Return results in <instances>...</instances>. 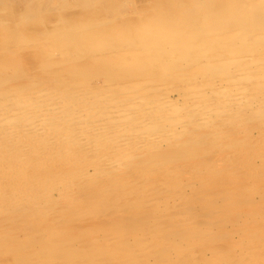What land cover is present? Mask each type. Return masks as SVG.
Instances as JSON below:
<instances>
[{"label":"rangeland","instance_id":"rangeland-1","mask_svg":"<svg viewBox=\"0 0 264 264\" xmlns=\"http://www.w3.org/2000/svg\"><path fill=\"white\" fill-rule=\"evenodd\" d=\"M102 1H104V0L99 1L100 3L99 2H97V3L90 2L93 4H91V6H88V7L81 6V5H72V6L59 7V8L58 7L47 8V7H42L39 5H31L27 0H1V2H0V78H1V81L2 82L4 81V83H5L4 88L5 89H11L15 85H16L15 86L16 88L14 87L13 89H18V88L21 89L22 87H33L34 92L36 91V92H40L39 94H42L44 92L49 91L48 88H50L52 86H54V89L57 88L56 85H60V84H65V88H69L72 86V88H69L66 91L69 90V91H71V93L74 91V93H73V94H75L74 97L76 99L81 97V99L76 100L77 102L75 101L76 107H74L72 105L63 107L59 110V114H57V115H59V116L66 115V114L70 115L72 112V109L75 110L74 112H77L78 110H82V109L87 110V111H90V110L95 111L96 110V112H97V110L100 109L97 113L98 116L95 115L96 117H94V119H93L94 121H96L95 123H98V124L106 121V119H108V120L110 119V118H103L105 115L103 116V114H101V113H103L102 111H104L106 107H107L106 109H109L111 107L112 110H110V111H114V107H112V106H114L113 102L115 100H124L125 103H127V105H128V103L131 101V99L135 98L137 95V97L135 98L136 100L132 99V101L130 102L131 104L129 103L128 106H123V109L126 107L132 108L134 106H141L142 108L141 107H139V108L145 114V115L143 114L145 118L144 117H143L144 119L140 118V120H142V121L147 120L149 117L152 116L153 119L154 118L158 119V120L160 119L159 122L160 121L161 122L159 124H161L160 125L161 127L157 128L153 123H150L148 121H147L148 124L145 123L146 121H144L143 123L140 121L132 122L133 124L127 123V125H130V127L132 125L133 127H131V128H133L134 130L129 129L128 133H126V134H129V135L132 134L134 138H135L134 135H137L136 137H137L138 143L136 145H137V147L139 146L140 148L134 147V148L129 149L130 151L128 149H126L124 152L123 151L121 152V153L125 154V157H127V158L130 157L124 163H122V165H120V169L122 167L121 171H123V172L120 171L121 173H123V174H121V173L120 174L124 178L122 176H119L120 174L117 175L116 177L114 176L112 178H114V180H121L122 181V184H121L122 187H120L119 191H118L119 188L116 189V191H118V192H116V191L115 192L113 191L112 193L110 192L112 194V196H111V194L110 195L107 194L108 196H110L109 199L107 198V200L105 198H102V197L106 196V194L104 195V193H103L102 195H100L102 193V192H100V186L103 185L101 183V181L102 180L107 181V180H104V178L103 179H93L92 177H89L90 176L89 174L93 173V169H91V167L94 164L100 165L99 162L94 163L96 160L91 156L90 157L88 156L90 159L88 157H86L87 155L86 156H84V155L79 156L80 153L72 150L73 152L70 151V153H67L69 151L61 152L62 153L61 155H63V156L66 155L65 157L67 159H65V157H64V160H63V157H60V158L57 157L58 160L57 159L54 160L53 158L51 159L49 157L50 156L49 155L50 153H49L45 156L46 159L49 160L48 164L46 163L44 165V167H41L38 169L34 165L36 163H39L37 161H35L34 163H31L29 165H25V164H22V162H18L14 158V156H12V154H7V153L1 154V157H0L1 158L0 159V172H1L0 180H1V184L5 185L7 183V186H8V184L9 185L15 184V186L16 185H22V184L26 185V180H27V183H29L31 185H36V187H35V189L33 188L34 190L31 189L29 191H25V190L21 191L20 190L22 196H20L18 198V200H15V199L12 200L11 190H9L8 188L7 189L9 190L10 195H9V193L6 194L5 191H4L5 194L3 193L4 195L2 194V192H0L1 193L0 194V207H1L0 211L3 212V213L0 212V214H2V215H0V234H1L0 235V264H9V263L14 264L16 259L17 260H16L15 264H18V262L19 263L21 262L22 264H29V263L30 264H32V263L33 264L34 263L39 264L38 262H41V261H43V262H41L40 264H70V263H72V264H84V263L85 264H95V262H96V264H132V263H134V264H161V262L163 264V260H164V264H167V263L168 264H177V263L178 264L179 263L180 264H185V263H187V264H214V262L216 264H234L235 262H236L235 264H237V262H238V264H251L250 262H252V264H264V251H263V249H264L263 248L264 247V240H263L264 239V127H263L264 126V112H263L264 111V0H214V2H213V0H209V1L204 0L205 2L203 0L202 1L201 0L200 1L199 0H193V2H190V0H110V3L107 5H104L103 3H101ZM183 1H185V2H183ZM212 2L214 4H212ZM127 3H128V5H124ZM207 3L212 4L213 7L210 4L206 6ZM215 5H217V6H215ZM122 6L125 8H122ZM197 6H198V9H197ZM195 7H196V9H195ZM241 7H242V9H241ZM188 8H190V9H188ZM227 8L228 9L230 8V9L228 10ZM211 9H214V10L212 11ZM215 9L217 12H215ZM191 11H193V13ZM210 11L213 15L210 14ZM224 11H227V12H224ZM199 18H201V19H199ZM204 18L206 20H204ZM57 21H60L61 23L60 22L58 23ZM181 22L184 23L185 25H183ZM244 25H246L248 27L247 32L244 29V27H245ZM86 26H88L89 28L86 29L85 28ZM226 26H227V28H226ZM196 33L199 34L198 37L192 38L191 36L193 34H196ZM254 34H256V36ZM252 40H254V41L252 42ZM250 41L252 43L251 46H250ZM257 41H259V42H257ZM246 42H247V44H246ZM255 43H256V45H255ZM79 44L82 47L81 46L79 47ZM198 56H200V57H198ZM250 56H252V57H250ZM239 59H242L243 61H245V62H242L244 64L240 63L242 60H239ZM126 62L129 63V66H128V64H126ZM201 62H203V63H201ZM81 64H83L84 66ZM196 64H198V65H196ZM123 65H124V68L122 67ZM189 66H191V67H189ZM129 68H130V70H129ZM167 68H168V70H167ZM172 68H173V70H172ZM180 68H182L183 70H181ZM242 69L244 71H242ZM124 70L126 71V73H124L125 72ZM109 71H110V73H109ZM147 71H148V73H147ZM127 72H128V75H127ZM71 73H72V75H70ZM149 73H150V75L152 74L151 75L152 77L150 75H148ZM79 74H81V75H79ZM102 74H103V76H102ZM139 74L141 76H139ZM168 74L173 75V76L171 77ZM110 76H112V77H110ZM194 76H196V79ZM34 77H36V78H34ZM104 77H106V78L104 79ZM117 77H119V78H117ZM126 77H127V79H126ZM140 77H143V78H140ZM94 78H96V79H94ZM213 78H214V80H213ZM10 79H12V80H10ZM107 79H111L113 82L111 80H107ZM113 79H115V80H113ZM198 79L200 80L201 85L199 84ZM209 79H212V80H209ZM104 80L108 81V82H105ZM213 81L215 84L213 83ZM75 82H77V83H75ZM119 82L122 84H120ZM193 82L195 84H193ZM6 83H7V85H6ZM11 83H12V85H11ZM204 83H206V84H204ZM90 84L93 85V87ZM105 84H107V85H105ZM48 85H49V87H48ZM148 85H150V86H148ZM36 86H38V87L36 88ZM85 86H87V87H85ZM240 87H241V89H239ZM198 88H199V90H198ZM247 88L249 91L247 90ZM42 89H43V91H42ZM23 90H24V88H23ZM40 90L42 91V93ZM133 90H136V91L133 92ZM203 90H206V92ZM228 90H230V91H228ZM198 91H200V92H198ZM227 92H228V94H227ZM242 92L243 93L245 92L244 95ZM256 92H258V93H256ZM108 93H110V94H108ZM184 93H187V94H184ZM195 93H197V94H195ZM95 94H97L96 95L97 97L95 96ZM115 94H118V96ZM119 94H122V96ZM101 96H103L104 98ZM133 96H135V97H133ZM151 96H152V98H151ZM182 96H183V98H182ZM202 96H204V97H202ZM224 96H227L228 98L225 97L226 98L225 99ZM82 98H84V99H82ZM86 98H88V100ZM201 98L202 99L205 98L204 99L205 101L203 102V100ZM238 98H241V99L238 100ZM99 99L101 101H99ZM112 99H114V100H112ZM188 99H190V100H188ZM83 100H85V101H83ZM103 100H106L107 102H104ZM111 100H112V102H111ZM133 100H135V101H133ZM153 100H155L156 103ZM183 100H184V103H183ZM186 100H188L187 103H186ZM227 100H233L234 102L238 100L237 104L239 106L235 105V104H234V106L231 105L232 107L231 106H224V103L227 102ZM95 101H98V102H95ZM198 101H200V102L198 103ZM214 101L215 102L220 101V102L215 103ZM80 102L82 103V105ZM162 102H163V104H162ZM174 102L176 104H174ZM180 102H182V103H180ZM192 102H193L194 106L190 105V103L192 104ZM105 103L107 106L105 105ZM141 103L143 105L146 103L145 104L146 108L144 106H142ZM148 103H149V105H148ZM241 103H243V104H241ZM245 103H247V104H245ZM90 104H92V105H90ZM181 104H185L186 107L182 106ZM210 104L213 106H211ZM80 105L82 107L85 105L86 106L81 108ZM163 105L165 106L166 109L162 108ZM166 105H167V107H166ZM87 106H89V107H87ZM95 106H98V109H97V107L95 108ZM108 106H109V108H108ZM179 106H181L183 108H181ZM188 106H191V107H188ZM77 107L79 109H77ZM198 107H199V109H198ZM101 108H102V110H101ZM161 108L165 112L163 110H161L162 111L161 112L160 111ZM176 108H178V109H176ZM184 108H185V110H184ZM169 109H171L172 112L169 111ZM191 109L193 112L191 111ZM205 109H206V111H205ZM61 110H62V113H60ZM176 111H177V113H176ZM179 111L181 112V114H179L180 116L178 115ZM188 111L189 112L191 111L192 113L190 114ZM196 111H197V113H196ZM219 111L220 112L222 111L221 112L222 115L220 114ZM64 112H66V113H64ZM122 112H124V111H122ZM148 112H150V113L148 114ZM156 112H157V115H156ZM184 112H186V113H184ZM199 112L200 113L202 112V113L200 114ZM214 112H216L217 115L214 114ZM235 112H236V114H235ZM99 113L101 115H99ZM173 113H174V115H173ZM195 113H196L197 117L194 115ZM150 114H152V115H150ZM166 114H168V115H166ZM153 115L156 116L157 118L154 117ZM164 115H166L167 117ZM175 115H178V116H175ZM199 115H200V117H198ZM159 116H161V118ZM162 116H163V118H162ZM181 116H183V117H181ZM192 116H194L195 119H193L194 117H192ZM203 116H205L204 117L205 119L203 118ZM213 116H215L216 118ZM217 116H219V118ZM175 117L177 118V120ZM173 118H175V120ZM201 118H202V121H200ZM210 118L213 119L214 121H212ZM218 119H219V121H217ZM163 120H166V121H163ZM191 121H193V122L191 123ZM116 122H112V124L116 125L117 124ZM162 122H163V124H162ZM168 122H170V123H168ZM173 122H175V123H173ZM182 122L183 123L185 122V124H183ZM206 122H208V124ZM214 122H216V123H214ZM149 123L151 126L149 125ZM172 123H173V125H172ZM5 124L6 123H3V124L0 123V127L4 126ZM144 124H147L148 126H146ZM225 124H227V125H225ZM165 125H166V127H168V128L170 127V128L166 129ZM195 125L197 126L196 128H194ZM137 126H138V128H137ZM143 126H145V127H143ZM163 128H164V130H163ZM171 128H172V130H170ZM175 128L177 129L176 130L177 132L175 131ZM146 129L149 130V133H148L149 135L145 132ZM152 129L153 130L156 129V130L153 131ZM157 129H159L160 131L158 130V132H157ZM186 129H187V131H186ZM151 130L153 132L156 131L154 136H152L150 134V132H152ZM161 130H163V132H161ZM220 130H222L221 131L222 133L220 132ZM166 131H168V132L165 133ZM141 132H143L145 135L142 134ZM159 133H161V135L164 134L163 136H165V134H166V136L163 137V136L159 135ZM168 133L171 136H169ZM171 133H173V136ZM178 133H179V136H177ZM109 134L110 135H108V137L109 136L111 137V135L112 136L114 135L111 132ZM140 134H141V136H140ZM146 134H147L148 138H144V137H147ZM196 134L198 136H196ZM116 135H117V133H115V136L111 137V139L115 138ZM132 135H131V137H132ZM193 135L196 137H194ZM207 135L209 136V138ZM149 136H151L150 137L151 139L149 138ZM180 137H182V139ZM138 138H140L142 141H144V140L145 141L142 142ZM170 138H172V139H170ZM148 139H149V141H148ZM159 139H161V140H159ZM164 139H166V140H164ZM199 140L202 142L199 143ZM152 141L154 142V145H152V143H153ZM191 141H193V144ZM150 142H151V144H150ZM188 142H189V144H191V146H189V145L187 146ZM62 143H63V141H62ZM148 143H149V145H146ZM156 143H157V145L160 146V148L156 147V145H155ZM58 144H61V142L56 141V142H54V144L50 143L49 145H52V146L55 145L53 147H58L59 146ZM142 144L145 146H143ZM58 148H60L59 150H61V151H62V149H64L63 147H61V145ZM156 148L157 149L159 148V150H156ZM138 149H140L142 151H140ZM148 149H151V150L149 151ZM136 150H137V152L135 153ZM186 151H187V153H186L187 155L184 154ZM115 152L116 151H114L112 154H115V156H116V154L118 152H116V153ZM191 152H192V154H191ZM0 153H1V150H0ZM144 153L146 155H144ZM171 153H173V157H172ZM180 153H182V154H180ZM71 154H73L72 155V162L70 161L71 156L69 157V155H71ZM76 155H77V157H75ZM178 155H179V157H178ZM104 156H106V155H104ZM104 156L100 159L102 162H106L110 158H114L113 157L114 155H111L110 153L108 155V156H111L110 158H107ZM133 156L134 157L138 156L137 157L138 159L133 160ZM157 156H159V157H157ZM184 156H186V157H184ZM168 157H170L171 159ZM7 158H8V160H6ZM49 158L52 160V162L50 161ZM83 158H85L84 161H83ZM183 158H184V160H183ZM175 159L176 160L178 159V160L176 161ZM10 160H11V162H10ZM14 160H15V162H14ZM67 160H69V161H67ZM103 160H105V161H103ZM110 160H112V159H110ZM166 160L170 164H168V162ZM12 161H13V164H12ZM76 161H78V163ZM132 161L135 162L133 165H131ZM87 162L89 163L90 166L88 165ZM160 162H161L160 165H156ZM162 163L167 164L169 166V168L171 166L170 170H172L173 172H166V174H165V172L160 173L159 172L160 170H156V169H159L161 166H163ZM32 164H33V166H32ZM139 164H141V165L144 164V165H142L143 166L142 167ZM87 165H88V167H87ZM153 165H155V166H153ZM216 165H217V167H215ZM7 166H8V169H7ZM12 166H13V168H12ZM15 166H16V168H14ZM30 166H31V168H30ZM128 166L130 168H128ZM148 166H149V169H146V168H148ZM17 168H18V171H17ZM68 169L70 170V172L72 170L74 172H77V171L82 172L84 170L85 171L84 174L86 176L79 177L81 179L76 177L74 180H72L73 184H71L69 189L66 186H62V189H61V187H58L59 189L55 188V189H51V190L47 191V190H45L43 188H39L37 186L38 185V183L36 182L37 178H39L41 176H45L46 174H47V176L48 175H54V172H56V171L58 173H60V175H61V173H63V175L65 173L68 174ZM79 169H81L82 171ZM136 169L138 172L136 171ZM178 169L181 171H179ZM11 170H12V172H11ZM142 170H144V173ZM150 170H152V171H150ZM9 171H10V174L8 173ZM59 171H64V172H59ZM86 171L89 172V174H87ZM157 171H158V173H157ZM124 172H126L128 174L130 173V175H132V176L129 175L126 177L125 176L126 173H124ZM135 172H136V174H135ZM140 172H141V175H139ZM179 172H181V173H179ZM211 172H212V174H211ZM171 173L173 175H171ZM8 174H9V176H7ZM143 174L146 176L141 177V176H144ZM150 174H152L153 177ZM12 175L13 176L15 175V177H13ZM150 176L152 177L153 180L150 178ZM166 176H168V177H166ZM175 176H177V178ZM16 178H17V180H16ZM18 178L20 180H18ZM24 179H25V182L23 183ZM139 179H142V180L139 181ZM91 180H92V184L90 183ZM96 180L98 182L95 183ZM99 180H101V181H99ZM136 181H138V183L133 184ZM146 181L148 183H146ZM123 182H125L126 184L125 183L123 184ZM143 182H144V184H143ZM140 184L142 186H144V185L145 186L142 187ZM151 185H156V186H151ZM83 186L85 188H83ZM165 186L167 188L169 187V189L165 188ZM89 187H91V188H89ZM123 187H124V189H123ZM172 187H176V188L173 189ZM1 188H2V185H0V191H1ZM157 188L158 189L161 188V189L158 190ZM177 188H179V189H177ZM70 189H72V190H70ZM137 190L141 191V194ZM143 190L145 192H143ZM33 191L35 194L33 193ZM89 191H92L93 194H92V192H89ZM36 192H37V195H36ZM120 192L123 194H121ZM40 193H41V195L43 194L44 196H41ZM59 193H61V195ZM66 193H67V195H65ZM77 193H78V195H77ZM127 193H128V195H126ZM142 193H143V195H142ZM94 194H96V196ZM173 194H175V195H173ZM212 194H214V195H212ZM59 195H60V197H59ZM137 195L141 196V197H137ZM2 196H4L3 197L4 199L2 198ZM30 196H31V198H30ZM47 196H49V197H47ZM94 196H95V198H93ZM100 196H101V198H100ZM116 196L119 198L117 199ZM124 196H125V198H124ZM127 196H129L128 197L129 200H128ZM51 197H53V198L50 199ZM85 197H87V198H85ZM111 197H113L115 199L112 200ZM48 198L50 200H48ZM36 199H37V201H36ZM40 199H41V201H40ZM54 199H55V201H54ZM89 199H91L90 202L88 201ZM100 199H101V201L102 200L106 201V206H105L106 208L100 209V211L95 210V211L89 212L90 210H88V209L91 208L89 206V204L92 203V201H94V203L99 202ZM130 199H132V200L130 201ZM134 199L136 200L135 203L133 201ZM137 199L139 202H137ZM166 199H167V201H166ZM1 200H2V202H1ZM83 200H85V202ZM95 200H97V201H95ZM29 201H30V203H29ZM107 201H109V202H107ZM79 202H80L81 206L78 204ZM1 203H2V205H1ZM4 203H5V205H4ZM86 203H87V205H86ZM124 203H126L125 204L126 207H123ZM132 203H134V207L136 209H138L137 208L138 206L139 207L141 206L143 209L141 207H140V209H138V211L136 209H134L136 211L135 212L134 210H132L133 209ZM167 203H168V206H167ZM84 204L86 207H84ZM107 204H109V205L107 206ZM158 204H160V205H158ZM11 205H12V207H11ZM19 205H21V206H19ZM41 206H43V207H41ZM64 206H66V207H64ZM68 206H70V207H68ZM109 206L111 207V209ZM144 206H145V208H144ZM157 206L158 207L160 206V207L158 208ZM203 206H204V208H203ZM4 207H5V209H4ZM35 207L37 209H35ZM78 207H79L80 213H83L85 211V214L83 213V216H82V214L80 216V213L78 215V212H79ZM120 207L126 208V209L123 210ZM131 207H132V209H131ZM67 208H68V211L70 208L69 212L66 211ZM81 208H83V212L81 211L82 210ZM117 208L119 211L117 210ZM129 208L131 211L129 210ZM153 208H154V210L156 208L161 209V211L159 212L160 214H157L158 213L157 209L154 212ZM169 208H170V210H169ZM14 209H16V210L14 211ZM162 209H165V210H162ZM186 209L189 210V212ZM86 210H88V211L86 212ZM126 210H128V211H126ZM10 211H13L14 213L10 212ZM55 211L58 213H56ZM162 211H163L164 215H162V213H161ZM93 212H95L96 215H94ZM150 212L151 213L153 212V214H151ZM193 212H194V214H193ZM9 213H11V214H9ZM35 213L37 215H35ZM47 213H51V216H50V214H47ZM89 213L93 214V216H91ZM103 213H105V214H103ZM138 213L141 214V217H143V218L139 217V218H135L136 220L134 218L132 219L131 216L139 215ZM154 213H155V215H154ZM202 213H204V215ZM212 213L215 214L214 217H213ZM18 214H20V215H18ZM27 214H28V216H27ZM29 214H30V216H29ZM67 214H68V216L71 217L72 220L70 219V217L65 216ZM60 215H61L62 220L60 219ZM71 215H73V216H71ZM77 215H78V217H77ZM171 215H172V217H170ZM62 216L64 219L62 218ZM75 216H76V218H75ZM173 216H176V217H173ZM224 216H225V218H224ZM228 216H229V218H228ZM57 217H59V218L57 219ZM149 217L153 221L161 222L162 225H160L158 222V223H156V226H154L155 222H153ZM33 218L34 219L36 218V219L33 220ZM128 218L132 219L131 220L132 222ZM195 218L197 220H195ZM207 218H210L211 220L207 219ZM138 219H139V222H141L143 220H145V221L149 220L147 222L143 221V223H145V224L149 223L151 228H154V229H150V230L145 229L144 230V229L140 228L143 223H138ZM156 219H158V220H156ZM176 219H177V221L178 220L179 221L178 222L174 221ZM163 220H164V224L167 227L163 224ZM213 220H214V222H213ZM65 221H67V222H65ZM218 221L221 223H219ZM121 222H124V223H122L123 225L119 226V224ZM69 223H71L72 225ZM106 223L109 224V226L106 225ZM132 223H134L135 225L133 224L134 227L132 225L131 226L132 228H131L130 224H132ZM236 223H237V225H236ZM238 223H239V225H238ZM174 224H176V225L174 226ZM200 224L202 226H200ZM55 225H56V227H55ZM125 225H127V226H125ZM103 226H105V227H103ZM157 226H159V227L157 228ZM183 226H185V227H183ZM211 226H212V228H211ZM53 227H54V229L52 231L51 228H53ZM123 227L125 228V231L130 230L129 234L127 233V235H126V233H124L125 231H123V233H121L122 232L121 229L124 230ZM221 227H223V228H221ZM252 227H254V228H252ZM129 228H131V229H129ZM159 228H161V229H159ZM163 228H165L166 231L168 229L169 230L168 233L165 230H163ZM178 228L180 230L183 229L182 231H186L187 228H189V230H190V228H191L192 230L189 231L191 233H189V235H188V230H187L186 235L188 237H195V235L196 236L199 235L198 236L199 238L195 237L193 239L188 238V239L183 240V238L181 239L180 237L172 234L175 231L179 232L180 230ZM198 228H199V230H198ZM48 229H50V230H48ZM157 229L159 232L157 231ZM170 229L172 230V232L170 231ZM196 229L198 232L196 231ZM45 230H46V232H43ZM54 230H57L56 232L58 235L57 234L54 235ZM117 230H119V231L116 232ZM218 230H219V232H218ZM226 230H227V232H226ZM244 230L247 231V233H245ZM36 231H39V232H36ZM65 231L67 233H65ZM112 231L114 232V234ZM131 231L134 235L131 233ZM155 231L158 233L157 235L155 234L156 233ZM162 231H164V232H162ZM58 232H60V233H58ZM62 232L64 233V235L61 234ZM111 232L113 235L109 234ZM146 232L148 234L149 233L151 234L150 237L152 238V240L154 239V241L149 240V239H151L149 237L150 234L146 235ZM209 232L210 233L216 232V233H214V235H213V233L210 234ZM48 233H52V234H48ZM152 233H153L154 237L157 236L155 238H158L157 240L160 241V243H157V240H155V238L152 237ZM160 233L162 235H159ZM47 234L50 236H55L56 239H55V237H53V239H55V240L50 239ZM131 234H132V236H131ZM142 234H144V236H146L145 239H144V236ZM192 234H193V236H192ZM222 234H224V236ZM227 234H228V236H227ZM27 235H30V237L29 236L27 237ZM44 235H45V237H44ZM114 235H116L117 237ZM121 235L122 236L124 235L125 238L124 237L122 238ZM220 235H222L223 239L220 238ZM12 236H13V238H11ZM67 236H68V238H66ZM77 236H78V238H77ZM130 236L133 238H131ZM57 237H59L61 239H59V238L57 239ZM135 237H138V238H135ZM256 237H257V239H256ZM22 238L24 241L22 240V242H21ZM73 238H75V240ZM11 239L14 240V242H10V241H12ZM16 239H18V240H16ZM26 239L28 241H26ZM30 239H31V242L29 241ZM33 239H35V241ZM36 239H39L41 242L39 241L40 242L39 243ZM45 239L48 241H46ZM139 239H140V241H138ZM141 239H143V241ZM42 240H43V242H42ZM128 240H129V242L135 241V243L132 242L130 245L127 243ZM147 240H149V241H147ZM161 240H162V243H161ZM25 241L28 243H26ZM137 241L139 243H137ZM151 241H152V243H150ZM170 241H173V242H171L172 243L171 245H169ZM191 241H192V243H191ZM219 241H221V242H219ZM246 241H248V243ZM142 242L143 243L148 242L147 245H149V244H151V245H149V247H147V245H145L146 243L143 244ZM164 242H166V244H164ZM217 242H219V243H217ZM1 243L3 245L7 243V245L2 246ZM22 243L25 245H22ZM49 243H51V245ZM73 243H74V245H73ZM117 243L120 247V251H119V247H118ZM123 243H125V244H123ZM173 243L177 244V247H176L177 249L175 248L176 250H171L169 252V256L167 258L163 259L162 257H164L163 256L164 251L163 250L161 251V249L163 248V246H164V248L169 247V249H170V246H172ZM215 243H217V244H215ZM42 244H44V245H42ZM53 244H56V245L59 244V245L54 246ZM68 244H69V247H68ZM126 244H128V245H126ZM138 244L140 246H137ZM209 244H211V245H209ZM20 245H22V248ZM39 245H41V246H39ZM70 245H71V247L73 246L71 248L72 250L70 249ZM143 245H145V246H143ZM154 245L157 247H159L161 245H163V246H161L162 248L161 247H159V248L155 247L156 248L155 249L153 247ZM262 245H263V247H261ZM6 246L9 247V249ZM13 246H15L16 248ZM141 246H143V247L141 248ZM199 246L201 249L199 248ZM212 246H214V247H212ZM40 247H42L43 249ZM88 247L89 248L91 247V248L88 249ZM151 247H153V248H151ZM181 247H182V249H180ZM3 248H4V250H6V248H7V252H5L3 250ZM10 248H11V250L13 249L14 251H17V254H15L14 251H12L13 252V254H12ZM24 248H26V249H24ZM35 249H37V250H35ZM53 249L55 250L54 254H52L54 251ZM129 249L134 250V251L130 250L131 251L130 252ZM253 249H255L254 252H253ZM21 250L22 251L25 250V251L22 252ZM44 250H48V253H47V251L43 252ZM65 250H66V252L69 251V253L68 252L65 253ZM76 250H77V252H76ZM80 250H82V251H80ZM89 250H91V251H89ZM97 250H98V252H97ZM183 250H185V251H183ZM36 251H38V252H36ZM59 251L61 253H63L62 255H64V256L57 253ZM177 251H179V252H177ZM193 251H194V253H193ZM216 251L218 253H216ZM222 251H223V253H222ZM243 251H245V252H243ZM249 251H251V254L249 253ZM39 252L42 254L40 255ZM155 252L157 254H155ZM167 252H165V253H167ZM2 253H3V255H2ZM18 253H20L22 255H18ZM28 253H30V254L32 253L31 254L32 256H29L31 258L27 257L28 255H30ZM44 253L46 254V256H44ZM56 253L59 254V257L55 256ZM174 253H175V255H174ZM4 254L9 255V256L5 255L6 256L5 257ZM23 254L26 258H24ZM36 254H39V255H37V257H36L35 256ZM79 254H81V256ZM12 255H14V256H12ZM152 255H153V257H152ZM156 255L158 257H160L161 260H160V258H156L157 257ZM34 256H35V258H34ZM47 256H49V257H47ZM130 256H132V257H130ZM170 256H172V257L170 259H168ZM38 257H40V258H38ZM51 257H52V259H51ZM14 258H16V259H14ZM68 258H69V260H68ZM70 258H72V260ZM126 258H128V259H126ZM25 259H26L27 263H26ZM39 259H41V260H39ZM190 259H191V261H189ZM48 260L49 261L52 260V261H50L51 263ZM61 260L63 262H61ZM129 260L131 261V263H129L130 262ZM188 262H190V263H188Z\"/></svg>","mask_w":264,"mask_h":264},{"label":"bare ground","instance_id":"bare-ground-1","mask_svg":"<svg viewBox=\"0 0 264 264\" xmlns=\"http://www.w3.org/2000/svg\"><path fill=\"white\" fill-rule=\"evenodd\" d=\"M31 5H39V6H42V7H47V8H53V7H66V6H72V5H81V6H85V7H88V6H91V4H93V3H90V2H94V3H97V2H99V1H101V0H27ZM200 1V0H199ZM198 1V2H199ZM202 1V0H201ZM204 1V0H203ZM209 1V0H208ZM207 1V2H208ZM0 2H1V0H0ZM183 2H185V1H183ZM190 2H193V0H190ZM205 2V1H204ZM213 2H214V0H213ZM212 2V4H214ZM220 2V1H219ZM100 3V2H99ZM101 3H103L104 5H107V4H109L110 3V0H104V1H102ZM195 3V2H194ZM197 3V2H196ZM217 3V2H216ZM198 4V3H197ZM210 4V3H209ZM208 3L206 4V6L207 5H209ZM212 4H210L211 6H212ZM124 5H128V3L127 4H124ZM202 6V5H201ZM215 6H217V5H215ZM214 6V7H215ZM231 6V5H230ZM237 6V5H236ZM210 7V6H209ZM213 7V6H212ZM121 8V7H120ZM122 8H125V7H123L122 6ZM121 8V9H122ZM205 8V7H204ZM203 8V9H204ZM188 9H190V8H188ZM187 9V10H188ZM195 9H196V7H195ZM197 9H198V6H197ZM228 9V8H227ZM230 9V8H229ZM228 9V10H229ZM239 9V8H238ZM241 9H242V7H241ZM210 10V9H209ZM212 11L214 10V9H211ZM223 10V9H222ZM121 11V10H120ZM236 11V10H235ZM187 12V11H186ZM185 12V13H186ZM192 13H193V11H191ZM203 12V11H202ZM215 12H217L216 11V9H215ZM222 12V11H221ZM224 12H227V11H224ZM230 12V11H229ZM96 13V12H95ZM210 14H212L211 13V11H210ZM24 15V14H23ZM129 15V14H128ZM213 15V14H212ZM211 15V16H212ZM232 15V14H231ZM131 16V15H130ZM207 16V15H206ZM215 16V15H214ZM50 17V16H49ZM61 17V16H60ZM192 18V17H191ZM202 18V17H201ZM201 18H199V19H201ZM206 18V17H205ZM204 18V20H206ZM217 18V17H216ZM191 21V20H190ZM222 21V20H221ZM58 23L60 22V21H57ZM61 23V22H60ZM182 23V22H181ZM183 25H185L184 23H182ZM162 25V24H161ZM164 25V24H163ZM167 25V24H166ZM197 26V25H196ZM245 27H244V29H245V31L247 32V26L246 25H244ZM91 27V26H90ZM96 27V26H95ZM223 27V26H222ZM49 28V27H48ZM86 29L87 28H89L88 26H86L85 27ZM92 28V27H91ZM226 28H227V26H226ZM175 29V28H174ZM202 29V28H201ZM221 34V33H220ZM198 33H196V34H193L191 37L192 38H196V37H198ZM201 35V34H200ZM205 35V34H204ZM203 35V36H204ZM211 35V34H210ZM217 35V34H216ZM255 36H256V34H254ZM241 36V35H240ZM260 36V35H259ZM234 37V36H233ZM249 37V36H248ZM251 37V36H250ZM245 39V38H244ZM247 40V39H246ZM254 40H252V42H253ZM257 42H259V41H257ZM245 43V42H244ZM68 44V43H67ZM246 44H247V42H246ZM251 41H250V46H251ZM70 45V44H69ZM241 45V44H240ZM255 45H256V43H255ZM81 45L79 44V47H80ZM124 46V45H123ZM249 46V45H248ZM82 47V46H81ZM122 47V46H121ZM237 47V46H236ZM225 50V49H224ZM257 52V51H256ZM135 53V52H134ZM200 53V52H199ZM258 53V52H257ZM104 54V53H103ZM109 54V53H108ZM110 55V54H109ZM124 55V54H123ZM260 55V54H259ZM88 56V55H87ZM96 56V55H95ZM162 56V55H161ZM169 56V55H168ZM197 56V55H196ZM184 57V56H183ZM187 57V56H186ZM198 57H200V56H198ZM217 57V56H216ZM250 57H252V56H250ZM245 58V57H244ZM250 59V58H249ZM207 60V59H206ZM229 60V59H228ZM239 60H242V59H239ZM170 61V60H169ZM213 61V60H212ZM249 61V60H248ZM247 61V62H248ZM164 62V61H163ZM210 62V61H209ZM240 62V61H239ZM242 62H245V61H241L240 63H242ZM89 63V62H88ZM201 63H203V62H201ZM208 63V62H207ZM87 64V63H86ZM91 64V63H90ZM94 64V63H93ZM126 64H128V66H129V63H127L126 62ZM230 64V63H229ZM238 64V63H237ZM242 64H244V63H242ZM50 65V64H49ZM81 65H83V64H81ZM154 65V64H153ZM194 65V64H193ZM196 65H198V64H196ZM84 66V65H83ZM262 66V65H261ZM123 68H124V65L122 66ZM127 67V66H126ZM125 67V68H126ZM164 67V66H163ZM187 67V66H186ZM189 67H191V66H189ZM158 68V67H157ZM174 68V67H173ZM173 68H172V70H173ZM188 68V67H187ZM61 69V68H60ZM159 69V68H158ZM170 69V68H169ZM179 69V68H178ZM177 69V70H178ZM181 70H183L182 68H180ZM245 69V68H244ZM249 69V68H248ZM129 70H130V68H129ZM167 70H168V68H167ZM171 70V71H172ZM185 70V69H184ZM238 70V69H237ZM241 70V69H240ZM246 70V69H245ZM106 71V70H105ZM117 71V70H116ZM125 71V70H124ZM132 71V70H131ZM134 71V70H133ZM242 71H244L243 69H242ZM107 72V71H106ZM239 72V71H238ZM109 73H110V71H109ZM124 73H126V71L124 72ZM147 73H148V71H147ZM146 73V74H147ZM75 74V73H74ZM113 74V73H112ZM133 74V73H132ZM144 74V73H143ZM158 74V73H157ZM236 74V73H235ZM58 75V74H57ZM70 75H72V73L70 74ZM79 75H81V74H79ZM127 75H128V72H127ZM136 75V74H135ZM148 75H150V73L148 74ZM152 75V74H151ZM150 75V76H151ZM154 75V74H153ZM163 75V74H162ZM169 76H173V75H170V74H168ZM175 75V74H174ZM250 75V74H249ZM84 76V75H83ZM102 76H103V74H102ZM115 76V75H114ZM123 76V75H122ZM139 76H141L140 74H139ZM176 76V75H175ZM237 76V75H236ZM33 77V76H32ZM78 77V76H77ZM88 77V76H87ZM98 77V76H97ZM107 77V76H106ZM106 77H104V79L106 78ZM110 77H112V76H110ZM129 77V76H128ZM135 77V76H134ZM152 77V76H151ZM163 77V76H162ZM168 77V76H167ZM178 77V76H177ZM195 77V79H196V76H194ZM34 78H36V77H34ZM39 78V77H38ZM117 78H119V77H117ZM131 78V77H130ZM133 78V77H132ZM138 78V77H137ZM140 78H143V77H140ZM161 78V77H160ZM204 78V77H203ZM218 78V77H217ZM222 78V77H221ZM76 79V78H75ZM90 79V78H89ZM94 79H96V78H94ZM125 79V78H124ZM126 79H127V77H126ZM162 79V78H161ZM182 79V78H181ZM194 79V80H195ZM208 79V78H207ZM206 79V80H207ZM216 79V78H215ZM10 80H12V79H10ZM31 80V79H30ZM52 80V79H51ZM83 80V79H82ZM107 80H111V79H107ZM113 80H115V79H113ZM153 80V79H152ZM151 80V81H152ZM158 80V79H157ZM199 80V79H198ZM209 80H212V79H209ZM213 80H214V78H213ZM218 80V79H217ZM14 81V80H13ZM12 81V82H13ZM18 81V80H17ZM50 81V80H49ZM53 81V80H52ZM105 81V80H104ZM112 81V80H111ZM154 81V80H153ZM159 81V80H158ZM162 81V80H161ZM208 81V80H207ZM16 82V81H15ZM36 82V81H35ZM105 82H108V81H105ZM104 82V83H105ZM113 82V81H112ZM160 82V81H159ZM197 82V81H196ZM202 82V81H201ZM217 82V81H216ZM37 83V82H36ZM75 83H77V82H75ZM111 83V82H110ZM115 83V82H114ZM120 83V82H119ZM213 83H214V81H213ZM212 83V84H213ZM224 83V82H223ZM23 84V83H22ZM120 84H122V83H120ZM193 84H195L194 82H193ZM199 84L201 85V83H200V80H199ZM204 84H206V83H204ZM210 84V83H209ZM215 84V83H214ZM213 84V85H214ZM247 84V83H246ZM6 85H7V83H6ZM10 85V84H9ZM11 85H12V83H11ZM91 85V84H90ZM105 85H107V84H105ZM104 85V86H105ZM164 85V84H163ZM166 85V84H165ZM173 85V84H172ZM188 85V84H187ZM199 85V86H200ZM217 85V84H216ZM224 85V84H223ZM222 85V86H223ZM233 85V84H232ZM16 86V85H15ZM15 86H13L11 89H5L4 87H5V83H4V81L2 82L1 81V78H0V123H6L4 126H1L0 127V150H1V153H0V157H1V154H3V153H7V154H12V156H14V158L18 161V162H22V164H25V165H29V164H31V163H34L35 161H37V162H39V163H36V164H34L35 165V167H37L38 169L39 168H41V167H44V165L47 163L48 164V161L49 160H47L46 159V155L47 154H49L50 156V158L52 159H57V157L58 158H60V157H63V160H64V157L66 156V155H61L62 153L61 152H63V151H69V152H67V153H70V151H72V150H74V151H76V152H78V153H80L79 154V156H82V155H84V156H86V157H93L96 161L94 162V163H98L99 162V164L100 165H98V164H94L92 167H91V169H93V173L92 174H89V172H87V174H89L90 176L89 177H92L93 179H103L104 178V180H107V181H101V180H99V181H101V183L103 184V185H101L100 186V192H102L100 195H102L103 193H104V195L106 194V196H104V197H102V198H105L106 200H107V198L109 199V197L110 196H108L107 194H111L113 191L115 192L116 191V189H118V191L120 190V187H122V181L121 180H114V178H112V177H116L117 175H119L121 172H123V171H121V169H122V167H121V169H120V165H122V163H124L127 159H129V158H127V157H125V154L124 153H121L122 151L124 152L126 149H131V148H134V147H137V143H138V141H137V135H134L135 136V138L133 137V135H132V137H131V135H129V134H126V133H128V131H129V129H133V128H131V127H133L132 125H131V127H130V125H127V123H132V122H138V121H140V122H144V121H146L145 123H147V121L148 122H150V123H153L157 128H159V127H161L160 125L161 124H159L160 122H159V120L158 119H153V117L151 116V117H149L147 120H140V118H142V119H144L145 117H144V113H143V111L139 108V107H141V106H134V107H132V108H130V107H126V108H124L123 109V106H128L129 105V103L132 101V99H135L136 97H137V95H136V97L135 96H133V97H135V98H132L131 99V101L128 103V105H127V103H125V101L124 100H115L114 102H113V105L114 106H112V107H114V111H110V110H112V108L110 109L109 108V106H108V108L109 109H106L107 107V105H106V103H105V110L104 111H102L103 113H101V114H103V118H110L109 120L108 119H106V121H104V122H102V123H100V124H98V123H95L96 121H94L93 119H94V117H96L95 115H97L98 116V111L100 110V109H98V106H95V108L97 107V112H96V110L95 111H87V110H84V109H82V110H76L77 112H74L75 110L74 109H72V112H71V114L70 115H68V114H66V115H62V116H59V115H57V114H59V110L61 109V108H63V107H66V106H70V105H72V106H74V107H76V104H75V101L76 100H79V99H81V97L80 98H78V99H76L75 97H74V95L75 94H73L74 93V91L71 93V91H66L67 89H69V88H72V86L71 87H69V88H65V84H60V85H56V89H54V86H52V87H50V88H48L49 89V91H47V92H44V93H42V91H43V89H42V91H41V93L42 94H39L40 92H34L33 91V87H22L21 89H13ZM39 86V85H38ZM38 86H36V88L38 87ZM80 86V85H79ZM92 87H93V85H91ZM148 86H150V85H148ZM159 86V85H158ZM180 86V85H179ZM185 86V85H184ZM196 86V85H195ZM235 86V85H234ZM35 87V86H34ZM48 87H49V85H48ZM85 87H87V86H85ZM90 87V86H89ZM102 87V86H101ZM166 87V86H165ZM168 87V86H167ZM174 87V86H173ZM176 87V86H175ZM201 87V86H200ZM230 87V86H229ZM16 88V87H15ZM23 88H24V90H23ZM80 88V87H79ZM147 88V87H146ZM164 88V87H163ZM228 88V87H227ZM233 88V87H232ZM47 89V88H46ZM45 89V90H46ZM94 89V88H93ZM182 89V88H181ZM216 89V88H215ZM229 89V88H228ZM239 89H241V87L239 88ZM166 90V89H165ZM169 90V89H168ZM191 90V89H190ZM198 90H199V88H198ZM210 90V89H209ZM247 90H248V88H247ZM76 91V90H75ZM80 91V90H79ZM88 91V90H87ZM134 91H136V90H133V92ZM195 91V90H194ZM203 91H205L206 92V90H203ZM208 91V90H207ZM228 91H230V90H228ZM235 91V90H234ZM239 91V90H238ZM249 91V90H248ZM189 92V91H188ZM193 92V91H192ZM191 92V93H192ZM198 92H200V91H198ZM197 92V93H198ZM202 92V91H201ZM226 92V91H225ZM232 92V91H231ZM76 93V92H75ZM197 93H195V94H197ZM223 93V92H222ZM234 93V92H233ZM243 93V92H242ZM245 93V92H244ZM244 93H243V95H244ZM256 93H258V92H256ZM260 93V92H259ZM108 94H110V93H108ZM184 94H187V93H184ZM190 94V93H189ZM199 94V93H198ZM215 94V93H214ZM227 94H228V92H227ZM252 94V93H251ZM87 95V94H86ZM97 94H95V96H96ZM106 95V94H105ZM113 95V94H112ZM115 95H117L118 96V94H115ZM119 95H121L122 96V94H119ZM144 95V94H143ZM151 95V94H150ZM242 95V94H241ZM248 95V94H247ZM246 95V96H247ZM78 96V95H77ZM99 96V95H98ZM104 96V95H103ZM103 96H101V97H103ZM110 96V95H109ZM127 96V95H126ZM142 96V95H141ZM180 96V95H179ZM232 96V95H231ZM97 97V96H96ZM108 97V96H107ZM106 97V98H107ZM202 97H204V96H202ZM228 98L227 96H224V98ZM234 97V96H233ZM239 97V96H238ZM244 97V96H243ZM92 98V97H91ZM95 98V97H94ZM104 98V97H103ZM118 98V97H117ZM122 98V97H121ZM125 98V97H124ZM142 98V97H141ZM151 98H152V96H151ZM164 98V97H163ZM181 98V97H180ZM182 98H183V96H182ZM214 98V97H213ZM225 98V99H226ZM237 98V97H236ZM82 99H84V98H82ZM87 100H88V98H86ZM85 99V100H86ZM90 99V98H89ZM93 99V98H92ZM97 99V98H96ZM129 99V98H128ZM178 99V98H177ZM202 99V98H201ZM205 99V98H204ZM204 99H202L203 100V102L205 101ZM217 99V98H216ZM239 99H241V98H238V100ZM244 99V98H243ZM85 100H83V101H85ZM95 100V99H94ZM112 100H114V99H112ZM112 100H111V102H112ZM127 100V99H126ZM136 100V99H135ZM135 100H133V101H135ZM161 100V99H160ZM165 100V99H164ZM169 100V99H168ZM188 100H190V99H188ZM188 100H186V103H187V101ZM208 100V99H207ZM215 100V99H214ZM237 100V101H238ZM82 101V102H83ZM99 101H101L100 99H99ZM104 102H107L106 100H103ZM153 101H155V100H153ZM163 101V100H162ZM209 101V100H208ZM237 101H233V100H227V102H225L224 103V106H234V104L235 105H238L237 103ZM77 102V101H76ZM87 102V101H86ZM95 102H98V101H95ZM200 101H198V103H199ZM215 102V101H214ZM220 102V101H219ZM219 102H215V103H219ZM223 102V101H222ZM254 102V101H253ZM260 102V101H259ZM263 102V101H262ZM81 103V102H80ZM79 103V104H80ZM110 103V102H109ZM108 103V104H109ZM134 103V102H133ZM155 103H156V101H155ZM161 103V102H160ZM166 103V102H165ZM178 103V102H177ZM180 103H182V102H180ZM183 103H184V100H183ZM185 103V104H186ZM195 103V102H194ZM202 103V102H201ZM240 103V102H239ZM244 103V102H243ZM243 103H241V104H243ZM248 103V102H247ZM247 103H245V104H247ZM255 103V102H254ZM75 104V105H74ZM85 104V103H84ZM104 104V103H103ZM131 104V103H130ZM142 104V103H141ZM146 104V103H145ZM145 104L143 105L142 104V106H144L145 107ZM162 104H163V102H162ZM169 104V103H168ZM167 104V105H168ZM173 104V103H172ZM174 104H176L175 102H174ZM173 104V105H174ZM185 104H181L182 106H185ZM222 104V103H221ZM81 105H82V103H81ZM80 105V106H81ZM90 105H92V104H90ZM89 105V106H90ZM97 105V104H96ZM148 105H149V103H148ZM155 105V104H154ZM167 105H166V107H167ZM189 105V104H188ZM190 105H193V102H192V104L190 103ZM206 105V104H205ZM208 105V104H207ZM211 105V104H210ZM219 105V104H218ZM86 106V105H85ZM85 106H83V107H85ZM89 106H87V107H89ZM161 106V105H160ZM172 106V105H171ZM194 106V105H193ZM200 106V105H199ZM202 106V105H201ZM211 106H213V105H211ZM210 106V107H211ZM216 106V105H215ZM231 106V107H232ZM239 106V105H238ZM252 106V105H251ZM82 106H81V108H83ZM103 107V106H102ZM152 107V106H151ZM158 107V106H157ZM178 107V106H177ZM179 107H181V106H179ZM186 107V106H185ZM188 107H191V106H188ZM206 107V106H205ZM218 107V106H217ZM221 107V106H220ZM142 108V107H141ZM146 108V107H145ZM150 108V107H149ZM153 108V107H152ZM151 108V109H152ZM160 108V107H159ZM162 108H165V106L163 105V107ZM160 109V111L161 110H163V109ZM181 108H183V107H181ZM180 108V109H181ZM202 108V107H201ZM207 108V107H206ZM227 108V107H226ZM260 108V107H259ZM76 109V108H75ZM77 109H79L78 107H77ZM86 109V108H85ZM94 109V108H93ZM148 109V108H147ZM155 109V108H154ZM166 109V108H165ZM172 109V108H171ZM171 109H169V111H171ZM176 109H178V108H176ZM188 109V108H187ZM196 109V108H195ZM194 109V110H195ZM198 109H199V107H198ZM203 109V108H202ZM215 109V108H214ZM89 110V109H88ZM101 110H102V108H101ZM156 110V109H155ZM184 110H185V108H184ZM216 110V109H215ZM219 110V109H218ZM243 110V109H242ZM251 110V109H250ZM70 111V110H69ZM122 111H124V112H122ZM154 111V110H153ZM158 111V110H157ZM164 111V110H163ZM178 111V110H177ZM177 111H176V113H177ZM191 111H192V109H191ZM189 112L190 114L193 112ZM205 111H206V109H205ZM204 111V112H205ZM209 111V110H208ZM211 111V110H210ZM230 111V110H229ZM234 111V110H233ZM232 111V112H233ZM236 111V110H235ZM247 111V110H246ZM252 111V110H251ZM95 112V113H94ZM162 112V111H161ZM160 112V113H161ZM165 112V111H164ZM172 112V111H171ZM220 112V111H219ZM222 112V111H221ZM221 112H220V114H221ZM242 112V111H241ZM264 112V111H263ZM60 113H62V110L60 111ZM64 113H66V112H64ZM70 113V112H69ZM150 112H148V114H149ZM183 113V112H182ZM184 113H186V112H184ZM196 113H197V111H196ZM196 113L194 114L195 116H196ZM200 113V112H199ZM202 113V112H201ZM200 113V114H201ZM206 113V112H205ZM224 113V112H223ZM238 113V112H237ZM100 113H99V115H101ZM144 114V115H143ZM155 114V113H154ZM179 114H181V112L179 111L178 112V115ZM214 114H216V112H214ZM213 114V115H214ZM235 114H236V112H235ZM257 114V113H256ZM61 115V114H60ZM150 115H152V114H150ZM156 115H157V112H156ZM166 115H168V114H166ZM166 115H164V116H166ZM173 115H174V113H173ZM178 115H175V116H178ZM185 115V114H184ZM189 115V114H188ZM217 115V114H216ZM219 115V114H218ZM222 115V114H221ZM230 115V114H229ZM154 116V115H153ZM180 116V115H179ZM190 116V115H189ZM207 116V115H206ZM212 116V115H211ZM247 116V115H246ZM144 117V118H143ZM147 117V116H146ZM154 117H156V116H154ZM160 118H161V116H159ZM167 117V116H166ZM181 117H183V116H181ZM192 117H194V116H192ZM197 117V116H196ZM198 117H200V115L198 116ZM205 116H203V118H204ZM209 117V116H208ZM213 117H215V116H213ZM218 118H219V116H217ZM229 117V116H228ZM258 117V116H257ZM157 118V117H156ZM162 118H163V116H162ZM176 118V117H175ZM175 118H173L174 120H175ZM179 118V117H178ZM190 118V117H189ZM216 118V117H215ZM214 118V119H215ZM97 119V118H96ZM166 119V118H165ZM170 119V118H169ZM192 119V118H191ZM193 119H195V117L193 118ZM192 119V120H193ZM205 119V118H204ZM211 119V118H210ZM242 119V118H241ZM246 119V118H245ZM104 120V119H103ZM176 120H177V118H176ZM179 120V119H178ZM189 120V119H188ZM197 120V119H196ZM200 120V119H199ZM212 121H214L213 119H211ZM224 120V119H223ZM231 120V119H230ZM101 121V120H100ZM99 121V122H100ZM117 121V122H116ZM163 121H166V120H163ZM185 121V120H184ZM187 121V120H186ZM195 121V120H194ZM198 121V120H197ZM200 121H202V118H201V120ZM217 121H219V119L217 120ZM112 122H116L117 124L116 125H114V124H112ZM181 122V121H180ZM193 121H191V123H192ZM227 122V121H226ZM150 123H149V125H150ZM166 123V122H165ZM168 123H170V122H168ZM173 123H175V122H173ZM173 123H172V125H173ZM183 123V122H182ZM202 123V122H201ZM207 124H208V122H206ZM214 123H216V122H214ZM213 123V124H214ZM233 123V122H232ZM133 124V123H132ZM140 124V123H139ZM148 124V123H147ZM147 124H144V125H146V126H148ZM162 124H163V122H162ZM181 124V123H180ZM183 124H185V122L183 123ZM254 124V123H253ZM138 125V124H137ZM170 125V124H169ZM179 125V124H178ZM177 125V126H178ZM182 125V124H181ZM203 125V124H202ZM206 125V124H205ZM225 125H227V124H225ZM247 125V124H246ZM260 125V124H259ZM135 126V125H134ZM151 126V125H150ZM176 126V125H175ZM174 126V127H175ZM183 126V125H182ZM186 126V125H185ZM191 126V125H190ZM209 126V125H208ZM240 126V125H239ZM143 127H145V126H143ZM142 127V128H143ZM163 127V126H162ZM172 127V126H171ZM173 127V128H174ZM181 127V126H180ZM197 126L195 125V127L194 128H196ZM200 127V126H199ZM218 127V126H217ZM264 127V126H263ZM135 128V127H134ZM137 128H138V126H137ZM155 128V127H154ZM165 128L167 129L168 127H166V125H165ZM170 128V127H169ZM168 128V129H169ZM151 129V128H150ZM162 129V128H161ZM165 129V130H166ZM134 130V129H133ZM138 130V129H137ZM153 130V129H152ZM151 130V131H152ZM154 130H156V129H154ZM153 130V131H154ZM158 130L159 129H157V132H158ZM163 130H164V128H163ZM163 130H161V132H163ZM170 130H172V128L170 129ZM177 129L175 128V131H176ZM179 130V129H178ZM131 131V130H130ZM150 132V134L152 135V136H154L155 135V133H156V131L155 132ZM160 131V130H159ZM185 131V130H184ZM186 131H187V129H186ZM222 130H220V132H221ZM230 131V130H229ZM112 133V134H114L113 136H115V133H117V135H116V137L115 138H112L111 139V137H113L112 135H111V137L109 136L108 137V135H110L109 133ZM136 132V131H135ZM144 132V131H143ZM143 132H141L142 134H144L145 132L148 134L149 133V130L148 129H146V131L143 133ZM168 131H166L165 133H167ZM173 132V131H172ZM177 132V131H176ZM180 132V131H179ZM219 132V133H220ZM170 133V132H169ZM168 133V134H169ZM181 133V132H180ZM188 133V132H187ZM222 133V132H221ZM139 134V133H138ZM147 134H146V136H147ZM158 134V133H157ZM163 134V133H162ZM167 134V135H168ZM172 134V136H173V133H171ZM182 134V133H181ZM180 134V135H181ZM145 135V134H144ZM149 135V134H148ZM159 135H161V133H159ZM164 135V134H163ZM163 135H161V136H163ZM187 135V134H186ZM216 135V134H215ZM140 136H141V134H140ZM165 136H166V134H165ZM165 136H163V137H165ZM169 136H171L170 134H169ZM177 136H179V133H178V135ZM194 136V135H193ZM196 136H198L197 134H196ZM196 136H194V137H196ZM208 136V135H207ZM220 136V135H219ZM151 136H149V138H150ZM160 137V136H159ZM158 137V138H159ZM203 137V136H202ZM201 137V138H202ZM205 137V136H204ZM144 138H148V136L147 137H144ZM143 138V139H144ZM157 138V139H158ZM167 138V137H166ZM173 138V137H172ZM172 138H170V139H172ZM181 139H182V137H180ZM200 138V137H199ZM206 138V137H205ZM208 138H209V136H208ZM138 139H140V138H138ZM151 139V138H150ZM176 139V138H175ZM179 139V138H178ZM192 139V138H191ZM220 139V138H219ZM147 140V139H146ZM159 140H161V139H159ZM164 140H166V139H164ZM174 140V139H173ZM205 140V139H204ZM58 142V141H60L61 142V144H58L59 146L61 145V147H63L64 149H62V151L61 150H59L60 148H58V147H53V146H55V145H49L50 143H53L54 144V142ZM62 141H63V143H62ZM140 141H142L141 139H140ZM145 141V140H144ZM144 141H142V142H144ZM148 141H149V139H148ZM155 141V140H154ZM158 141V140H157ZM153 142V141H152ZM159 142V141H158ZM192 142V144H193V141H191ZM202 141H200L199 140V143H201ZM146 143V142H145ZM198 143V144H199ZM140 144V143H139ZM150 144H151V142H150ZM195 144V143H194ZM203 144V143H202ZM143 145V144H142ZM146 145H149V143L148 144H146ZM152 145H154V142L152 143ZM156 145V147H159L160 148V146L159 145H157V143L155 144ZM191 146V144H189V142L187 143V146ZM57 146V145H56ZM143 146H145V145H143ZM163 147V146H162ZM173 147V146H172ZM137 148H140L139 146L137 147ZM149 148V147H148ZM159 148L157 149L156 148V150H159ZM180 148V147H179ZM153 149V148H152ZM172 149V148H171ZM191 149V148H190ZM138 150H140V149H138ZM144 150V149H143ZM149 151L151 150V149H148ZM114 151H116V152H118L117 154H116V156H115V154H112ZM130 151V150H129ZM128 151V152H129ZM140 151H142V150H140ZM73 152V151H72ZM115 152V153H116ZM137 152V150L135 151V153ZM109 153L111 154V155H114L113 157L114 158H110L111 156H108L109 155ZM130 153V152H129ZM128 153V154H129ZM150 153V152H149ZM183 153V152H182ZM182 153H180V154H182ZM187 153V151L184 153V154H186ZM76 154V153H75ZM121 154V155H120ZM124 154V155H123ZM170 154V153H169ZM179 154V155H180ZM183 154V155H184ZM190 154V153H189ZM191 154H192V152H191ZM72 155L73 154H71V155H69V157L71 156V162H72ZM104 155H106V156H104ZM118 155V156H117ZM144 155H146L145 153H144ZM149 155V154H148ZM171 155H172V157H173V153H171ZM170 155V156H171ZM179 155H178V157H179ZM187 155V154H186ZM5 156V155H4ZM3 156V157H4ZM107 157V158H110V159H112V160H108V161H106V162H102L100 159L102 158V157ZM143 156V155H142ZM164 156V155H163ZM191 156V155H190ZM243 156V155H242ZM75 157H77V155L75 156ZM85 157V158H86ZM88 157V158H89ZM136 157V156H135ZM134 156H133V160L134 159H138L137 157L135 158ZM157 157H159V156H157ZM166 157V156H165ZM184 157H186V156H184ZM196 157V156H195ZM246 157V156H245ZM252 157V156H251ZM9 158V157H8ZM8 158L6 159V160H8ZM12 158V157H11ZM48 158V157H47ZM49 158V159H50ZM85 158H83V161H84V159ZM168 158H170V157H168ZM248 158V157H247ZM1 159V158H0ZM3 159V158H2ZM50 159V161L52 162V160ZM65 159H67L66 157H65ZM69 159V158H68ZM90 159V158H89ZM171 159V158H170ZM253 159V158H252ZM251 159V160H252ZM5 160V159H4ZM58 160V159H57ZM56 160V161H57ZM61 160V159H60ZM80 160V159H79ZM78 160V161H79ZM132 160V159H131ZM164 160V159H163ZM176 160V159H175ZM178 160V159H177ZM176 160V161H177ZM183 160H184V158H183ZM187 160V159H186ZM248 160V159H247ZM250 160V161H251ZM67 161H69V160H67ZM66 161V162H67ZM78 161H76L77 163H78ZM103 161H105V160H103ZM165 161V160H164ZM167 161V160H166ZM171 161V160H170ZM175 161V162H176ZM5 162V161H4ZM9 162V161H8ZM10 162H11V160H10ZM14 162H15V160H14ZM61 162V161H60ZM59 162V163H60ZM63 162V161H62ZM70 162V163H71ZM74 162V161H73ZM89 162V161H88ZM87 162V163H88ZM159 162V161H158ZM168 162V161H167ZM173 162V161H172ZM7 163V162H6ZM131 163V162H130ZM135 162H133L132 161V164L131 165H133ZM139 163V162H138ZM247 163V162H246ZM12 164H13V161H12ZM64 164V163H63ZM69 164V163H68ZM93 164V163H92ZM91 164V165H92ZM161 164V162L160 163H158V164H156V165H160ZM163 164V163H162ZM168 164H170L169 162H168ZM65 165V164H64ZM82 165V164H81ZM88 165H89V163H88ZM88 165H87V167H88ZM128 165V164H127ZM138 165V164H137ZM139 165H141V164H139ZM142 165H144V164H142ZM141 165V166H142ZM178 165V164H177ZM189 165V164H188ZM210 165V164H209ZM213 165V164H212ZM9 166V165H8ZM8 166H7V169H8ZM32 166H33V164H32ZM68 166V165H67ZM84 166V165H83ZM90 166V165H89ZM153 166H155V165H153ZM168 165L167 164H163V166H161L159 169H156V170H160L159 172L160 173H164L165 172V174H166V172H173L172 170H170V168H171V166H170V168H169V166L167 167ZM200 166V165H199ZM10 167V166H9ZM21 167V166H20ZM132 167V166H131ZM143 167V166H142ZM158 167V166H157ZM177 167V166H176ZM179 167V166H178ZM183 167V166H182ZM194 167V166H193ZM207 167V166H206ZM215 167H217V165L215 166ZM12 168H13V166H12ZM11 168V169H12ZM14 168H16V166L14 167ZM23 168V167H22ZM30 168H31V166H30ZM83 168V167H82ZM128 168H130L129 166H128ZM133 168V167H132ZM145 168V167H144ZM189 168V167H188ZM200 168V167H199ZM208 168V167H207ZM213 168V167H212ZM10 169V168H9ZM21 169V168H20ZM24 169V168H23ZM37 169V170H38ZM89 169V168H88ZM143 169V168H142ZM146 169H149V166H148V168H146ZM184 169V168H183ZM190 169V168H189ZM257 169V168H256ZM6 170V169H5ZM22 170V169H21ZM34 170V169H33ZM65 170V169H64ZM76 170V169H75ZM79 170H81V169H79ZM155 170V171H156ZM179 170V169H178ZM212 170V169H211ZM17 171H18V168H17ZM82 171V170H81ZM121 171V172H120ZM136 171H137V169H136ZM143 171V173H144V170H142ZM150 171H152V170H150ZM176 171V170H175ZM179 171H181V170H179ZM205 171V170H204ZM239 171V170H238ZM252 171V170H251ZM7 172V171H6ZM11 172H12V170H11ZM21 172V171H20ZM24 172V171H23ZM28 172V171H27ZM30 172V171H29ZM34 172V171H33ZM59 172H64V171H59ZM84 170L82 171V172H74L73 170L70 172V170L68 169V174L67 173H65L64 175H63V173H61V175H60V173H58L57 171L56 172H54V175H48L47 176V174L45 175V176H41V177H39V178H37V183H38V187L39 188H43V189H45V190H51V189H55V188H58V187H61V189H62V186H66V187H68V189H69V187L71 186V184H73V181L72 180H74L76 177L77 178H79V177H84V176H86L85 174H84ZM138 172V171H137ZM147 172V171H146ZM256 172V171H255ZM9 174H10V171L8 172ZM19 173V172H18ZM124 173H126V172H124ZM157 173H158V171H157ZM156 173V174H157ZM179 173H181V172H179ZM218 173V172H217ZM223 173V172H222ZM9 174L7 175V176H9ZM15 174V173H14ZM49 174V173H48ZM121 174H123V173H121ZM119 175V176H122V175ZM135 174H136V172H135ZM211 174H212V172H211ZM0 175H1V172H0ZM20 175V174H19ZM18 175V176H19ZM39 175V174H38ZM130 175V173L128 174V173H126V177L127 176H129ZM134 175V174H133ZM139 175H141V172H140V174ZM144 175V174H143ZM150 175H152V174H150ZM155 175V174H154ZM171 175H173L172 173H171ZM177 175V174H176ZM199 175V174H198ZM13 176V175H12ZM31 176V175H30ZM130 176H132V175H130ZM146 175H144V176H141V177H145ZM197 176V175H196ZM209 176V175H208ZM211 176V175H210ZM11 177V176H10ZM13 177H15V175L13 176ZM12 177V178H13ZM123 177V176H122ZM125 177V178H126ZM152 177H153V175H152ZM152 177L150 176V178L152 179ZM163 177V176H162ZM166 177H168V176H166ZM170 177V176H169ZM176 178H177V176H175ZM121 178V177H120ZM124 178V177H123ZM148 178V177H147ZM222 178V177H221ZM2 179V178H1ZM79 179H81V178H79ZM131 179V178H130ZM133 179V178H132ZM156 179V178H155ZM175 179V178H174ZM203 179V178H202ZM16 180H17V178H16ZM18 180H20L19 178H18ZM85 180V179H84ZM123 180V179H122ZM129 180V179H128ZM142 179H139V181H141ZM150 180V179H149ZM153 180V179H152ZM166 180V179H165ZM22 181V180H21ZM124 181V180H123ZM130 181V180H129ZM128 181V182H129ZM133 181V180H132ZM148 181V180H147ZM146 181V183H148ZM155 181V180H154ZM158 181V180H157ZM180 181V180H179ZM19 182V181H18ZM25 182V179H24V181H23V183ZM29 182V181H28ZM81 182V181H80ZM96 182H98L97 180L95 181V183ZM126 182V181H125ZM125 182H123V184L125 183ZM214 182V181H213ZM216 182V181H215ZM5 183V182H4ZM16 183V182H15ZM84 183V182H83ZM91 184H92V180H91V182H90ZM100 183V182H99ZM136 183H138V181H136L135 183H133V184H136ZM170 183V182H169ZM178 183V182H177ZM181 183V182H180ZM22 184V183H21ZM28 184V185H27ZM88 184V183H87ZM126 184V183H125ZM143 184H144V182H143ZM167 184V183H166ZM172 184V183H171ZM175 184V183H174ZM182 184V183H181ZM214 184V183H213ZM0 185H2V188H1V191L0 192H2V194L4 193V191H5V193L6 194H8L9 193V190H11V194H12V200L13 199H15V200H18V198L20 197V196H22V194H21V191L22 190H25V191H29V190H31V189H35V187H36V185H31V184H29V183H27V180H26V185L25 184H22V185H16L15 186V184L14 185H9L8 184V186H7V183L5 184V185H3V184H1V180H0ZM85 185V184H84ZM94 185V184H93ZM98 185V184H97ZM128 185V184H127ZM141 185V184H140ZM147 185V184H146ZM158 185V184H157ZM176 185V184H175ZM208 185V184H207ZM219 185V184H218ZM74 186V185H73ZM72 186V187H73ZM82 186V185H81ZM91 186V185H90ZM96 186V185H95ZM139 186V185H138ZM142 186V185H141ZM145 186V185H144ZM144 186H142V187H144ZM151 186H156V185H151ZM167 186V185H166ZM165 186V188H167ZM76 187V186H75ZM92 187V186H91ZM91 187H89V188H91ZM132 187V186H131ZM140 187V186H139ZM138 187V188H139ZM163 187V186H162ZM161 187V188H162ZM211 187V186H210ZM9 190H8V189ZM83 188H85L84 186H83ZM135 188V187H134ZM151 188V187H150ZM161 188H159V189H161ZM173 189H175L176 187H172ZM171 188V189H172ZM33 189V190H34ZM59 189V188H58ZM123 189H124V187H123ZM126 189V188H125ZM146 189V188H145ZM144 189V190H145ZM158 189V188H157ZM158 189V190H159ZM167 189H169V187L167 188ZM177 189H179V188H177ZM203 189V188H202ZM220 189V188H219ZM21 190V191H20ZM70 190H72V189H70ZM87 190V189H86ZM91 190V189H90ZM122 190V189H121ZM133 190V189H132ZM141 190V189H140ZM143 190V192H145ZM201 190V189H200ZM215 190V189H214ZM60 191V190H59ZM74 191V190H73ZM88 191V190H87ZM96 191V190H95ZM118 191H116V192H118ZM123 191V190H122ZM121 191V192H122ZM125 191V190H124ZM137 191H139V190H137ZM157 191V190H156ZM155 191V192H156ZM172 191V190H171ZM182 191V190H181ZM213 191V190H212ZM24 192V191H23ZM39 192V191H38ZM51 192V191H50ZM76 192V191H75ZM89 192H92V191H89ZM111 192V193H110ZM120 192V193H121ZM128 192V191H127ZM131 192V191H130ZM149 192V191H148ZM152 192V191H151ZM163 192V191H162ZM161 192V193H162ZM173 192V191H172ZM171 192V193H172ZM177 192V191H176ZM183 192V191H182ZM4 193V194H5ZM33 193H34V191H33ZM44 193V192H43ZM63 193V192H62ZM83 193V192H82ZM126 193V192H125ZM129 193V192H128ZM128 193L126 194V195H128ZM132 193V192H131ZM130 193V194H131ZM139 193L141 194V191H139ZM138 193V194H139ZM150 193V192H149ZM160 193V194H161ZM169 193V192H168ZM204 193V192H203ZM207 193V192H206ZM1 194V193H0ZM3 194V195H4ZM24 194V193H23ZM30 194V193H29ZM35 194V193H34ZM46 194V193H45ZM60 195H61V193H59ZM80 194V193H79ZM87 194V193H86ZM92 194H93V192H92ZM99 194V193H98ZM97 194V195H98ZM114 194V193H113ZM121 194H123V193H121ZM129 194V195H130ZM134 194V193H133ZM151 194V193H150ZM208 194V193H207ZM9 195H10V193H9ZM26 195V194H25ZM36 195H37V192H36ZM40 195H41V193H40ZM51 195V194H50ZM49 195V196H50ZM60 195H59V197H60ZM63 195V194H62ZM65 195H67V193L65 194ZM77 195H78V193H77ZM95 196H96V194H94ZM116 195V194H115ZM120 195V194H119ZM136 195V194H135ZM142 195H143V193H142ZM162 195V194H161ZM166 195V194H165ZM173 195H175V194H173ZM184 195V194H183ZM182 195V196H183ZM199 195V194H198ZM197 195V196H198ZM212 195H214V194H212ZM216 195V194H215ZM6 196V195H5ZM41 196H44L43 194L41 195ZM49 196H47V197H49ZM76 196V195H75ZM95 196L93 197V198H95ZM111 196H112V194H111ZM123 196V195H122ZM146 196V195H145ZM144 196V197H145ZM204 196V195H203ZM4 196H2V198H3ZM36 197V196H35ZM62 197V196H61ZM89 197V196H88ZM117 197V196H116ZM121 197V196H120ZM129 196H127V198H128ZM137 197H141V196H138L137 195ZM161 197V196H160ZM159 197V198H160ZM176 197V196H175ZM196 197V196H195ZM201 197V196H200ZM205 197V196H204ZM209 197V196H208ZM1 198V199H2ZM30 198H31V196H30ZM45 198V197H44ZM53 197H51L50 199H52ZM55 198V197H54ZM85 198H87V197H85ZM84 198V199H85ZM100 198H101V196H100ZM112 198V200L113 199H115V198H113V197H111ZM119 197H117V199H118ZM124 198H125V196H124ZM156 198V197H155ZM168 198V197H167ZM170 198V197H169ZM183 198V197H182ZM197 198V197H196ZM199 198V197H198ZM214 198V197H213ZM4 199V198H3ZM2 199V200H3ZM11 199V198H10ZM24 199V198H23ZM28 199V198H27ZM39 199V198H38ZM43 199V198H42ZM49 198H48V200H50ZM121 199V198H120ZM119 199V200H120ZM144 199V198H143ZM152 199V198H151ZM154 199V198H153ZM173 199V198H172ZM188 199V198H187ZM212 199V198H211ZM2 200H1V202H2ZM34 200V199H33ZM46 200V199H45ZM80 200V199H79ZM87 200V199H86ZM90 200L91 199H89L88 201L90 202ZM128 200H129V198H128ZM132 199H130V201H131ZM180 200V199H179ZM185 200V199H184ZM5 201V200H4ZM20 201V200H19ZM18 201V202H19ZM36 201H37V199H36ZM40 201H41V199H40ZM39 201V202H40ZM54 201H55V199H54ZM84 202H85V200H83ZM95 201H97V200H95ZM134 201V203H135V199L133 200ZM166 201H167V199H166ZM206 201V200H205ZM13 202V201H12ZM43 202V201H42ZM87 202V201H86ZM100 202V203H99ZM99 202H95L94 203V201H92V203H90L89 204V206L91 207L90 209H88V210H90L89 212H92V211H100V209H103V208H106L105 206H106V201L105 200H102L101 201V199H100V201ZM107 202H109V201H107ZM113 202V201H112ZM118 202V201H117ZM137 202H139L138 201V199H137ZM136 202V203H137ZM141 202V201H140ZM155 202V201H154ZM162 202V201H161ZM164 202V201H163ZM178 202V201H177ZM207 202V201H206ZM216 202V201H215ZM223 202V201H222ZM9 203V202H8ZM29 203H30V201H29ZM44 203V202H43ZM42 203V204H43ZM48 203V202H47ZM70 203V202H69ZM76 203V202H75ZM123 203V202H122ZM131 203V202H130ZM134 203H132L133 204V209H132V207H131V209L132 210H134V209H136L135 207H134ZM169 203V202H168ZM168 203H167V206H168ZM194 203V202H193ZM198 203V202H197ZM12 204V203H11ZM24 204V203H23ZM39 204V203H38ZM41 204V205H42ZM50 204V203H49ZM54 204V203H53ZM79 205H80V202L78 203ZM110 204V203H109ZM109 204H107V206L109 205ZM112 204V203H111ZM115 204V203H114ZM125 204L126 203H124V206L123 207H126L125 206ZM131 204V205H132ZM139 204V203H138ZM137 204V205H138ZM145 204V203H144ZM143 204V205H144ZM151 204V203H150ZM200 204V203H199ZM1 205H2V203H1ZM4 205H5V203H4ZM8 205V204H7ZM18 205V204H17ZM28 205V204H27ZM34 205V204H33ZM60 205V204H59ZM77 205V204H76ZM86 205H87V203H86ZM117 205V204H116ZM121 205V204H120ZM129 205V204H128ZM127 205V206H128ZM141 205V204H140ZM158 205H160V204H158ZM162 205V204H161ZM166 205V204H165ZM187 205V204H186ZM19 206H21V205H19ZM32 206V205H31ZM44 206V205H43ZM43 206H41V207H43ZM58 206V205H57ZM81 206V205H80ZM148 206V205H147ZM8 207V206H7ZM11 207H12V205H11ZM54 207V206H53ZM64 207H66V206H64ZM68 207H70V206H68ZM72 207V206H71ZM84 207H86L85 206V204H84ZM110 207V206H109ZM141 207V206H140ZM140 207L138 206L137 208L138 209H140ZM158 207V206H157ZM160 207V206H159ZM158 207V208H159ZM1 208V207H0ZM9 208V207H8ZM120 208H122V207H120ZM142 208V207H141ZM144 208H145V206H144ZM203 208H204V206H203ZM4 209H5V207H4ZM13 209V208H12ZM35 209H37L36 207H35ZM52 209V208H51ZM77 209V208H76ZM82 210V212H83V208H81ZM110 209H111V207H110ZM116 209V208H115ZM123 210L124 209H126V208H122ZM138 209H136L137 211H138ZM143 209V208H142ZM157 209V208H156ZM155 209V210H156ZM166 209V208H165ZM165 209H162V210H165ZM188 209V208H187ZM186 209V210H187ZM1 210V209H0ZM16 209H14V211H15ZM29 210V209H28ZM63 210V209H62ZM72 210V209H71ZM88 210H86V212L88 211ZM108 210V209H107ZM106 210V211H107ZM117 210H118V208H117ZM129 210H130V208H129ZM148 210V209H147ZM152 210V209H151ZM153 210H154V208H153ZM152 210V211H153ZM155 210H154V212H155ZM169 210H170V208H169ZM194 210V209H193ZM45 211V210H44ZM53 211V210H52ZM51 211V212H52ZM66 211H68V208H67V210ZM69 211H70V208H69ZM68 211V212H69ZM78 211H79V207H78ZM114 211V210H113ZM119 211V210H118ZM126 211H128V210H126ZM131 211V210H130ZM135 211V210H134ZM142 211V210H141ZM161 211V209H157V214H160L159 212ZM168 211V210H167ZM188 212H189V210H187ZM203 211V210H202ZM206 211V210H205ZM0 212H2V211H0ZM9 212V211H8ZM10 212H13V211H10ZM19 212V211H18ZM21 212V211H20ZM34 212V211H33ZM56 212V211H55ZM60 212V211H59ZM62 212V211H61ZM65 212V211H64ZM133 212V211H132ZM136 212V211H135ZM166 212V211H165ZM3 213V212H2ZM14 213V212H13ZM56 213H58V212H56ZM63 213V212H62ZM79 213H80V211L78 212V215H79ZM84 214H85V211L83 212ZM83 213H80V216H81V214H82V216H83ZM102 213V212H101ZM100 213V214H101ZM147 213V212H146ZM149 213V212H148ZM151 213V212H150ZM162 213V215H164L163 214V211L161 212ZM7 214V213H6ZM9 214H11V213H9ZM21 214V213H20ZM20 214H18V215H20ZM34 214V213H33ZM39 214V213H38ZM46 214V213H45ZM47 214H50V216H51V213H47ZM70 214V213H69ZM73 214V213H72ZM91 216H93V214L94 215H96L95 214V212H93V214H91V213H89ZM103 214H105V213H103ZM132 214V213H131ZM130 214V215H131ZM134 214V213H133ZM139 214V213H138ZM151 214H153V212L151 213ZM156 214V215H157ZM174 214V213H173ZM193 214H194V212H193ZM203 215H204V213H202ZM213 214V213H212ZM0 215H2V214H0ZM35 215H37L36 213H35ZM53 215V214H52ZM59 215V214H58ZM64 215V214H63ZM75 215V214H74ZM78 215H77V217H78ZM102 215V214H101ZM127 215V214H126ZM140 215V216H139ZM139 215H133V216H131L132 217V219L134 218H139V217H141V214H139ZM143 215V214H142ZM154 215H155V213H154ZM166 215V214H165ZM214 215L215 214H213V217H214ZM240 215V214H239ZM255 215V214H254ZM27 216H28V214H27ZM29 216H30V214H29ZM47 216V215H46ZM45 216V217H46ZM65 216H68V214L67 215H65ZM71 216H73V215H71ZM86 216V215H85ZM179 216V215H178ZM183 216V215H182ZM187 216V215H186ZM217 216V215H216ZM230 216V215H229ZM229 216H228V218H229ZM248 216V215H247ZM262 216V215H261ZM68 217H70V216H68ZM128 217V216H127ZM126 217V218H127ZM146 217V216H145ZM170 217H172V215L170 216ZM173 217H176V216H173ZM196 217V216H195ZM198 217V216H197ZM204 217V216H203ZM209 217V216H208ZM218 217V216H217ZM50 218V217H49ZM56 218V217H55ZM59 217H57V219H58ZM62 218H63V216H62ZM75 218H76V216H75ZM82 218V217H81ZM141 218H143V217H141ZM140 218V219H141ZM150 218V217H149ZM148 218V219H149ZM201 218V217H200ZM224 218H225V216H224ZM237 218V217H236ZM239 218V217H238ZM242 218V217H241ZM36 219V218H35ZM34 218H33V220H35ZM60 219H61V215H60ZM64 219V218H63ZM70 219H71V217H70ZM128 219H130V218H128ZM132 219H130V221L132 220ZM145 219V218H144ZM151 219V218H150ZM149 219V220H150ZM154 219V218H153ZM159 219V218H158ZM158 219H156V220H158ZM173 219V218H172ZM178 219V218H177ZM177 219L176 220H174V221H177ZM199 219V218H198ZM207 219H210V218H207ZM43 220V219H42ZM62 220V219H61ZM72 220V219H71ZM126 220V219H125ZM124 220V221H125ZM136 220V219H135ZM149 220H147V221H149ZM152 220V219H151ZM195 220H197L196 218H195ZM211 220V219H210ZM239 220V219H238ZM55 221V220H54ZM58 221V220H57ZM80 221V220H79ZM82 221V220H81ZM123 221V220H122ZM129 221V220H128ZM127 221V222H128ZM129 221V222H130ZM144 222H147V221H145V220H143ZM143 221H141V222H139V219H138V223H143ZM153 221V220H152ZM173 221V222H174ZM179 221V220H178ZM177 221V222H178ZM203 221V220H202ZM220 221V220H219ZM218 221V222H219ZM223 221V220H222ZM65 222H67V221H65ZM75 222V221H74ZM126 222V221H125ZM132 222V221H131ZM134 222V221H133ZM153 222H155L154 224V226H156V223H158V222H156V221H153ZM166 222V221H165ZM213 222H214V220H213ZM217 222V223H218ZM56 223V222H55ZM77 223V222H76ZM122 223H124V222H121L120 224H119V226L120 225H123ZM136 223V222H135ZM137 223V224H138ZM152 223V222H151ZM219 223H221V222H219ZM69 224H71V223H69ZM126 224V223H125ZM134 223H132V224H130V227L133 225ZM159 224L160 225H162L161 224V222H159ZM163 224H164V220H163ZM169 224V223H168ZM179 224V223H178ZM190 224V223H189ZM213 224V223H212ZM216 224V223H215ZM231 224V223H230ZM67 225V224H66ZM72 225V224H71ZM106 225H108L109 226V224H107L106 223ZM135 225V224H134ZM134 225H133V227H134ZM165 225V224H164ZM173 225V224H172ZM176 224H174V226H175ZM180 225V224H179ZM178 225V226H179ZM236 225H237V223H236ZM238 225H239V223H238ZM59 226V225H58ZM62 226V225H61ZM117 226V225H116ZM125 226H127V225H125ZM124 226V227H125ZM166 226V225H165ZM181 226V225H180ZM196 226V225H195ZM200 226H202L201 224H200ZM224 226V225H223ZM228 226V225H227ZM55 227H56V225H55ZM60 227V226H59ZM103 227H105V226H103ZM115 227V226H114ZM122 227V226H121ZM123 227V228H124ZM139 227V226H138ZM159 226H157V228H158ZM163 227V226H162ZM161 227V228H162ZM167 227V226H166ZM173 227V226H172ZM183 227H185V226H183ZM182 227V228H183ZM189 227V226H188ZM49 228V227H48ZM107 228V227H106ZM119 228V227H118ZM128 228V227H127ZM132 228V227H131ZM131 228H129V229H131ZM137 228V227H136ZM140 228H142V229H148V230H150V229H154V228H151V226L149 225V223L147 224H145V223H143L142 224V226L140 227ZM156 228V227H155ZM161 228H159V229H161ZM181 228V229H182ZM208 228V227H207ZM211 228H212V226H211ZM214 228V227H213ZM216 228V227H215ZM220 228V227H219ZM221 228H223V227H221ZM252 228H254V227H252ZM260 228V227H259ZM31 229V228H30ZM46 229V228H45ZM53 229H54V227L53 228H51V230L53 231ZM64 229V228H63ZM68 229V228H67ZM117 229V228H116ZM179 229V228H178ZM194 229V228H193ZM258 229V228H257ZM29 230V229H28ZM48 230H50V229H48ZM58 230V229H57ZM57 230H54V235L55 234H57ZM60 230V229H59ZM62 230V229H61ZM66 230V229H65ZM80 230V229H79ZM115 230V229H114ZM120 230V229H119ZM119 230H117L116 232H118ZM127 230V229H126ZM163 230H165V228H163ZM176 230V229H175ZM180 230V229H179ZM183 230V229H182ZM182 230H180L179 232H173L172 234L173 235H175V236H178V237H180L181 239L183 238V240L184 239H190V238H197L198 236H196L195 235V237H188L187 235H186V231L188 230V235H189V233H191V232H189L190 230H192L191 228H190V230H189V228H187V230L186 231H182ZM198 230H199V228H198ZM202 230V229H201ZM200 230V231H201ZM208 230V229H207ZM214 230V229H213ZM251 230V229H250ZM51 231V232H52ZM78 231V230H77ZM122 231V232H121ZM121 233H123V231H125V228H124V230L123 229H121ZM128 231V232H127ZM127 231H125L124 233H126V235H127V233L129 234V232H130V230H127ZM141 231V230H140ZM139 231V232H140ZM157 231H158V229H157ZM166 231V230H165ZM168 229H167V233H168ZM170 231L172 232V230L170 229ZM196 231H197V229H196ZM230 231V230H229ZM245 231V230H244ZM249 231V230H248ZM258 231V230H257ZM11 232V231H10ZM36 232H39V231H36ZM42 232V231H41ZM43 232H46V230L45 231H43ZM49 232V231H48ZM56 232V233H55ZM113 232V231H112ZM112 232L111 233H109V234H112ZM143 232V231H142ZM156 232V231H155ZM159 232V231H158ZM162 232H164V231H162ZM198 232V231H197ZM218 232H219V230H218ZM225 232V231H224ZM226 232H227V230H226ZM231 232V231H230ZM242 232V231H241ZM58 233H60V232H58ZM65 233H67L66 231H65ZM131 233H132V231H131ZM210 233V232H209ZM208 233V234H209ZM211 233H213V232H211ZM210 233V234H211ZM214 233H216V232H214ZM214 233H213V235H214ZM245 233H247V231H245ZM11 234V233H10ZM31 234V233H30ZM42 234V233H41ZM48 234H52V233H48ZM47 234V235H48ZM61 234H63L64 235V233L62 232ZM113 234H114V232H113ZM112 234V235H113ZM133 234V233H132ZM132 234H131V236H132ZM150 234V233H149ZM147 232H146V235H149ZM156 235L158 234L157 232L155 233ZM166 234V233H165ZM198 234V233H197ZM207 234V235H208ZM242 234V233H241ZM1 235V234H0ZM39 235V234H38ZM58 235V234H57ZM56 235V236H57ZM89 235V234H88ZM117 235V234H116ZM116 235H114V236H116ZM134 235V234H133ZM143 236H144V234H142ZM159 235H162L161 233L159 234ZM171 235V234H170ZM223 236H224V234H222ZM222 235H220V238H222ZM254 235V234H253ZM30 237V235H27V237ZM42 236V235H41ZM49 236V238L50 239H52V240H55L56 239V237L55 236H50V235H48ZM119 236V235H118ZM122 236V235H121ZM130 236V237H131ZM151 236V234L149 235V237ZM192 236H193V234H192ZM227 236H228V234H227ZM44 237H45V235H44ZM53 237H55V239H53ZM85 237V236H84ZM89 237V236H88ZM117 237V236H116ZM120 237V236H119ZM124 237V235L122 236V238ZM141 237V236H140ZM145 237L146 236H144V239H145ZM152 237H154L153 236V233H152ZM155 237H157V236H155ZM154 237V238H155ZM171 237V236H170ZM177 237V238H178ZM219 237V236H218ZM217 237V238H218ZM5 238V237H4ZM11 238H13V236L11 237ZM41 238V237H40ZM39 238V239H40ZM48 238V237H47ZM59 237H57V239H58ZM66 238H68V236L66 237ZM71 238V237H70ZM69 238V239H70ZM77 238H78V236H77ZM76 238V239H77ZM82 238V237H81ZM125 238V237H124ZM131 238H133V237H131ZM135 238H138V237H135ZM142 238V237H141ZM151 238V237H150ZM169 238V237H168ZM199 238V237H198ZM254 238V237H253ZM8 239V238H7ZM20 239V238H19ZM36 239L38 242L42 239ZM49 239V240H50ZM59 239H61V238H59ZM74 240H75V238H73ZM121 239V238H120ZM148 239V238H147ZM158 238H155V240H157ZM160 239V238H159ZM223 239V238H222ZM256 239H257V237H256ZM10 240V239H9ZM12 240V239H11ZM16 240H18V239H16ZM22 240H23V238L21 239V242H22ZM34 241H35V239H33ZM46 240V239H45ZM96 240V239H95ZM133 240V239H132ZM142 241H143V239H141ZM149 240H152V238L151 239H149ZM149 240H147V241H149ZM170 240V239H169ZM168 240V241H169ZM264 240V239H263ZM24 241V240H23ZM26 241H28L27 239H26ZM25 241V242H26ZM30 242H31V239L29 240ZM46 241H48V240H46ZM138 241H140V239L138 240ZM137 241V243H139ZM152 241H154V239L152 240ZM152 241L150 242V243H152ZM222 241V240H221ZM221 241H219V242H221ZM10 242H14V240H12V241H10ZM41 242V241H40ZM39 242V243H40ZM42 242H43V240H42ZM60 242V241H59ZM93 242V241H92ZM95 242V241H94ZM132 242H134L135 243V241H131V242H129V240H128V244H130L131 245V243ZM171 242H173V241H170V244L169 245H171L172 243ZM219 242H217V243H219ZM224 242V241H223ZM247 243H248V241H246ZM5 243V242H4ZM16 243V242H15ZM26 243H28V242H26ZM36 243V242H35ZM34 243V244H35ZM53 243V242H52ZM61 243V242H60ZM75 243V242H74ZM74 243H73V245H74ZM143 243V242H142ZM144 243H146L145 245H147V243L148 242H144ZM143 243V244H144ZM157 243H160V241H158L157 240ZM161 243H162V240H161ZM190 243V242H189ZM191 243H192V241H191ZM217 243H215V244H217ZM2 244V243H1ZM45 244V243H44ZM44 244H42V245H44ZM50 245H51V243H49ZM70 244V243H69ZM69 244H68V247H69ZM82 244V243H81ZM123 244H125V243H123ZM128 244H126V245H128ZM164 244H166V242H164ZM163 244V245H164ZM167 244V245H168ZM4 245H7V243L6 244H4ZM3 244H2V246H4ZM11 245V244H10ZM22 245H25V244H23L22 243ZM22 245H20L21 246V248H22ZM27 245V244H26ZM47 245V244H46ZM54 246L56 245V244H53ZM59 245V244H58ZM58 245H56V246H58ZM117 245H118V243H117ZM122 245V244H121ZM120 245V246H121ZM134 245V244H133ZM145 245H143V246H145ZM149 245H151V244H149ZM149 245H147V247H149ZM163 245H161V246H163ZM183 245V244H182ZM188 245V244H187ZM190 245V244H189ZM203 245V244H202ZM209 245H211V244H209ZM36 246V245H35ZM34 246V247H35ZM38 246V245H37ZM39 246H41V245H39ZM49 246V245H48ZM47 246V247H48ZM90 246V245H89ZM124 246V245H123ZM136 246V245H135ZM137 246H140L139 244L137 245ZM143 246H141V248L143 247ZM161 246H159V247H161ZM181 246V245H180ZM201 246V245H200ZM200 246H199V248H200ZM205 246V245H204ZM208 246V245H207ZM7 247V246H6ZM13 247H15V246H13ZM53 247V246H52ZM73 247V246H72ZM71 247V245H70V249L72 248ZM76 247V246H75ZM74 247V248H75ZM102 247V246H101ZM118 247H119V245H118ZM125 247V246H124ZM123 247V248H124ZM131 247V246H130ZM154 248L155 247H157V246H153ZM153 247H151V248H153ZM159 247H157V248H159ZM177 244H174L173 243V245L172 246H170V249H169V247H167V248H164V246H163V248L161 249V251L163 250L164 251V253H163V256L164 257H162L163 259H165V258H167L168 256H169V252L171 251V250H176L177 248ZM183 247V246H182ZM182 247L180 248V249H182ZM202 247V246H201ZM212 247H214V246H212ZM246 247V246H245ZM249 247V246H248ZM261 247H263V245L261 246ZM8 249H9V247H7ZM7 248H6V250H4V248H3V250L5 251V252H7ZM16 248V247H15ZM33 248V247H32ZM38 248V247H37ZM40 248H42V247H40ZM80 248V247H79ZM91 248V247H90ZM89 247H88V249H90ZM100 248V247H99ZM128 248V247H127ZM133 248V247H132ZM139 248V247H138ZM150 248V249H151ZM176 248V249H175ZM190 248V247H189ZM211 248V247H210ZM242 248V247H241ZM264 248V247H263ZM24 249H26V248H24ZM31 249V248H30ZM43 249V248H42ZM47 249V248H46ZM52 249V248H51ZM50 249V250H51ZM68 249V248H67ZM66 249V250H67ZM96 249V248H95ZM156 249V248H155ZM186 249V248H185ZM201 249V248H200ZM205 249V248H204ZM224 249V248H223ZM243 249V248H242ZM10 250H11V248H10ZM23 250V249H22ZM21 250V251H22ZM28 250V249H27ZM34 250V249H33ZM35 250H37V249H35ZM49 250V249H48ZM48 250H44L43 252H45V251H47V253H48ZM54 250V249H53ZM52 250V251H53ZM66 250H65V253H69V251H67L66 252ZM72 250V249H71ZM131 249H129V251H130ZM139 250V249H138ZM254 250L255 249H253V252H254ZM12 251H14L13 249L11 250V252ZM25 251V250H24ZM24 251H22V252H24ZM32 251V250H31ZM41 251V250H40ZM80 251H82V250H80ZM89 251H91V250H89ZM103 251V250H102ZM101 251V252H102ZM118 251V250H117ZM119 251H120V247H119ZM131 251H134V250H131ZM130 251V252H131ZM168 251V252H167ZM180 251V250H179ZM179 251H177V252H179ZM183 251H185V250H183ZM210 251V250H209ZM248 251V250H247ZM246 251V252H247ZM263 251H264V249H263ZM15 252V254H17V251H14ZM19 252V251H18ZM21 252V253H22ZM36 252H38V251H36ZM35 252V253H36ZM54 252H55V250L53 251V253L52 254H54ZM72 252V251H71ZM75 252V251H74ZM76 252H77V250H76ZM97 252H98V250H97ZM149 252V251H148ZM165 252H167V253H165ZM173 252V251H172ZM175 252V251H174ZM201 252V251H200ZM215 252V251H214ZM213 252V253H214ZM220 252V251H219ZM243 252H245V251H243ZM40 253V252H39ZM57 253H59L60 255H62L63 253H61L60 251L59 252H57ZM56 253V254H57ZM193 253H194V251H193ZM212 253V252H211ZM216 253H218L217 251H216ZM222 253H223V251H222ZM249 253L251 254V251H249ZM257 253V252H256ZM12 254H13V252H12ZM14 254V255H15ZM28 254H30V253H28ZM27 254V255H28ZM32 254V253H31ZM28 255L27 257H29V256H32V255ZM42 253H40V255H41ZM50 254V253H49ZM55 254V256L57 257H59V254H57L56 255ZM71 254V253H70ZM73 254V253H72ZM99 254V253H98ZM129 254V253H128ZM135 254V253H134ZM149 254V253H148ZM153 254V253H152ZM155 254H157L156 252H155ZM162 254V253H161ZM2 255H3V253H2ZM6 254H4V256H5ZM14 255H12V256H14ZM18 255H22V254H20V253H18ZM34 255V254H33ZM37 255H39V254H36L35 256L37 257ZM80 256H81V254H79ZM78 255V256H79ZM124 255V254H123ZM133 255V254H132ZM174 255H175V253H174ZM249 255V254H248ZM254 255V254H253ZM6 256H9V255H6ZM5 256V257H6ZM23 256H24V254H23ZM35 256H34V258H35ZM44 256H46V254L44 253ZM62 256H64V255H62ZM125 256V255H124ZM157 256V255H156ZM47 257H49V256H47ZM72 257V256H71ZM128 257V256H127ZM130 257H132V256H130ZM152 257H153V255H152ZM172 256H170L168 259H170ZM24 258H26L25 256H24ZM23 258V259H24ZM29 258H31V257H29ZM28 258V259H29ZM33 258V257H32ZM38 258H40V257H38ZM77 258V257H76ZM156 258H160V257H156ZM14 259H16V258H14ZM13 259V260H14ZM51 259H52V257H51ZM71 260H72V258H70ZM126 259H128V258H126ZM17 260V259H16ZM16 260H15V262H16ZM20 260V259H19ZM33 260V259H32ZM39 260H41V259H39ZM67 260V259H66ZM68 260H69V258H68ZM76 260V259H75ZM132 260V259H131ZM157 260V259H156ZM160 260H161V258H160ZM244 260V259H243ZM25 261H26V259H25ZM31 261V260H30ZM49 261V260H48ZM50 261H52V260H50ZM49 261V262H50ZM60 261V260H59ZM130 261V260H129ZM128 261V262H129ZM133 261V260H132ZM168 261V260H167ZM173 261V260H172ZM189 261H191V259L189 260ZM255 261V260H254ZM14 262V261H13ZM15 262H14V264H15ZM32 262V261H31ZM37 262V261H36ZM41 262H43V261H41ZM41 262H38L39 264L41 263ZM61 262H63L62 260H61ZM80 262V261H79ZM134 262V261H133ZM166 262V261H165ZM257 262V261H256ZM21 263V262H20ZM19 262H18V264H20ZM26 263H27V261H26ZM51 263V262H50ZM78 263V262H77ZM94 263V262H93ZM129 263H131V261L129 262ZM158 263V262H157ZM160 263V262H159ZM184 263V262H183ZM188 263H190V262H188ZM236 263V262H235ZM234 263V264H235ZM248 263V262H247ZM251 264H252V262H250ZM9 264H11V263H9ZM22 264V263H21ZM30 264V263H29ZM33 264V263H32ZM35 264V263H34ZM37 264V263H36ZM70 264H72V263H70ZM85 264V263H84ZM95 264H96V262H95ZM132 264H134V263H132ZM161 264H162V262H161ZM163 264H164V260H163ZM168 264V263H167ZM178 264V263H177ZM180 264V263H179ZM185 264H187V263H185ZM214 264H216L215 262H214ZM237 264H238V262H237Z\"/></svg>","mask_w":264,"mask_h":264}]
</instances>
